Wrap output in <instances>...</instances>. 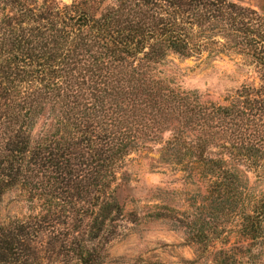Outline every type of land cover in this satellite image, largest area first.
<instances>
[{"label": "trees", "instance_id": "1", "mask_svg": "<svg viewBox=\"0 0 264 264\" xmlns=\"http://www.w3.org/2000/svg\"><path fill=\"white\" fill-rule=\"evenodd\" d=\"M204 55L239 58L257 83L213 100L162 78L168 57ZM141 151L199 176L264 174V15L225 0H0V198L19 189L32 211L0 222V264H102ZM240 222L260 245L264 195Z\"/></svg>", "mask_w": 264, "mask_h": 264}, {"label": "rangeland", "instance_id": "2", "mask_svg": "<svg viewBox=\"0 0 264 264\" xmlns=\"http://www.w3.org/2000/svg\"><path fill=\"white\" fill-rule=\"evenodd\" d=\"M225 1L264 15V0ZM159 69L162 78L180 90L213 100L257 83L252 69L231 56H171ZM190 166L189 159L180 165L161 160L156 151L130 155L124 165L129 193H121L123 218L103 249L102 264H264V239L251 246L240 222L264 195V174L229 163L235 167L231 176L211 178L195 174ZM30 213L31 205L19 189L0 198L1 223Z\"/></svg>", "mask_w": 264, "mask_h": 264}, {"label": "water", "instance_id": "3", "mask_svg": "<svg viewBox=\"0 0 264 264\" xmlns=\"http://www.w3.org/2000/svg\"><path fill=\"white\" fill-rule=\"evenodd\" d=\"M63 2H67L68 0H62Z\"/></svg>", "mask_w": 264, "mask_h": 264}]
</instances>
